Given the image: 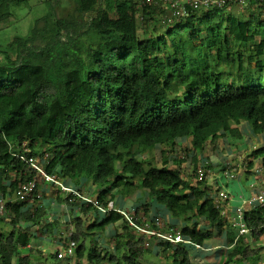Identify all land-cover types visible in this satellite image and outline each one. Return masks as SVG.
I'll return each mask as SVG.
<instances>
[{
    "label": "trees",
    "instance_id": "obj_1",
    "mask_svg": "<svg viewBox=\"0 0 264 264\" xmlns=\"http://www.w3.org/2000/svg\"><path fill=\"white\" fill-rule=\"evenodd\" d=\"M43 1L49 2V11L36 20L32 33L0 47V198L6 201L5 215H0V264H32L35 248L28 246L33 227L46 233L60 227L59 219L49 221L51 213L44 205L27 208L28 202L13 200L21 184L36 178L20 155L29 159L47 154V171L72 181L87 177L94 185L107 184L97 194L103 203L115 188L135 190L138 185L129 175L138 177L139 187L148 189L174 218L194 213L192 219L205 222L204 227L198 221L184 225L180 232L185 237L203 245L222 235L229 226L222 208L205 181L191 183L183 177V159L178 158L174 168L168 159L162 168H146L138 157L157 145L166 146L165 155L183 137L194 151L222 135L241 138L242 122L256 134L264 133V3L250 2L249 19L234 14L227 4L196 8L169 24L166 2L154 6L146 0H118L122 6L130 4L131 14L112 18L105 0H73L70 16L56 13L61 0ZM21 2L0 0V23L10 19L13 6ZM163 29L167 32L156 34ZM199 39L202 47L191 48ZM230 40L235 47L227 51ZM250 43L254 52L246 56ZM193 159L196 166V155ZM259 159L264 168V147L253 150L248 168ZM58 201L69 204L71 213L79 206L62 195ZM79 210L87 218L71 221L79 242L77 264L85 258L90 264H153L145 261L153 253L146 236L121 214L103 216L93 204L80 205ZM244 221L250 233L227 238L235 257L224 264H264V245L253 246L248 239L258 242L264 237V204L246 210ZM120 222L115 245L120 253H104L101 235ZM94 235L99 244L89 246ZM159 244L164 251L171 249L170 264H194V247ZM49 257L54 264L71 262L58 259L55 251Z\"/></svg>",
    "mask_w": 264,
    "mask_h": 264
},
{
    "label": "rangeland",
    "instance_id": "obj_2",
    "mask_svg": "<svg viewBox=\"0 0 264 264\" xmlns=\"http://www.w3.org/2000/svg\"><path fill=\"white\" fill-rule=\"evenodd\" d=\"M49 2L43 1V0H22L21 4L14 5L13 10V16L10 19L3 20L0 23V47H7V45L12 42L16 37H27L32 33V30L34 28L36 20H38L40 17L47 14L49 11ZM105 6H107L110 16L112 18H120L124 15H130L131 14V7L130 4H124L123 6L119 4L118 0H105ZM75 3L73 0H61L60 4L55 8L56 13L59 16H70L74 12ZM228 11V10H227ZM230 11H232L234 14L242 18L249 19L250 10L244 7H241L239 5H232ZM261 18V16H260ZM262 18H264V14L262 15ZM143 27V24H141V27ZM256 28L260 31H263L262 28H260V25H256ZM260 31V33H261ZM167 32V30H162L156 32V34L161 35L163 33ZM155 34V32H154ZM226 35H230L229 32L227 33V29L225 30ZM140 35L141 37H144V31L140 29ZM150 35H152L150 33ZM192 31L187 32V40L191 39ZM204 37V34H202L201 39ZM170 39L169 37H167ZM261 37H258V40H260ZM233 41V37H232ZM191 48H195L196 50L200 49L202 47V41L199 39L198 41H195L194 43H191ZM234 44L231 42V40L226 45L227 51H231L232 48H234ZM217 45H215L214 50L210 51L213 53L216 51ZM248 50L249 54H246V56H249L251 53L254 52V43H250L249 45L245 46V50ZM191 58L193 61L196 60V55L192 54ZM250 64L253 66L254 70H256V62H250ZM241 130L243 131V136L241 138H236L233 135H222L220 138H218L215 141H209L203 150L199 151H193L191 149V144L189 146L186 145L188 143V140L185 141V143H181V145H178L174 149H168V152H166L165 155L162 154L163 149L166 148V146L163 145H157L154 149H152L149 152H146L144 154H141L138 158L144 162L146 168L149 167H159L162 168L164 166V161L166 159L171 160L169 162V167L174 168V164L177 163V159H183V164L181 167L182 175L183 177L190 181L191 183L197 182V177L195 175L194 171V165L195 160L193 159L194 154L198 152L196 155L198 162L200 160H205L208 162L209 168H213L212 171L215 175V177L219 178L218 184L226 186L230 191L235 190V181H239V185L237 188V195L236 198L241 201L242 198H248L250 196V192L252 191L250 187L249 181L262 179L264 180V174L258 170L257 173L249 175L248 177H238L235 180L227 181V179L221 177L220 170L221 166H223V161L225 158L230 157L238 158L244 163L245 165L243 168V171L241 174L245 173L250 174L251 172H246V167L248 166V158L251 159V154L253 150L264 147V133L262 134H256L250 125H248L246 122H242L241 124ZM235 143V145H234ZM208 153H211L213 155V158L211 156H207ZM44 158H42L43 162ZM217 162V166L212 165V162ZM214 162V163H215ZM257 164L261 163V159L256 161ZM198 165L196 164V167ZM215 166V167H214ZM220 167V170H219ZM120 168V166H118ZM243 175H246V174ZM240 174V173H239ZM213 175V176H214ZM255 178H251L255 176ZM250 177V178H249ZM133 182L137 183L138 187H136L135 190L131 191L128 194L123 193H117L118 198L122 199V201H131L134 202L131 206L134 207L136 210L139 207L140 211L136 213L139 220H150L153 214V222H159L161 224L162 229H169L170 225H173L177 230L181 231L182 227L186 224H193L195 221L200 222L199 226L204 227L205 222L201 219L196 220L192 219V216L194 217V213H189L181 218H174L166 209H160L157 210L155 208L154 204H157V201L149 196V190L143 187H139L140 185V178L138 177H130ZM69 179H67L68 182ZM91 181V180H90ZM93 183L89 184V187L93 186ZM107 185V184H106ZM105 186L102 185H94L97 186V192L93 193L94 196L97 197V194L104 189ZM211 193L215 196L217 193V187L213 188V185L209 186ZM264 188V187H263ZM262 188L260 187V190ZM260 190L256 191L253 190V195H256ZM50 190H48L49 192ZM122 191V190H120ZM52 192V190H51ZM119 192V191H118ZM44 192V200L47 201L48 199L52 198V205L55 207L48 208L51 203H48V205L45 202H42V205L46 204L45 207L47 210L50 211L49 219L52 221V216H54L58 211L57 207H59L60 204L64 203L58 201L59 195L53 192L50 193V198L48 195H45ZM116 195V196H117ZM111 198V197H108ZM114 199V198H111ZM115 200V199H114ZM125 203V207L129 204ZM68 205L67 203H65ZM152 205V206H151ZM69 206V205H68ZM159 208L161 205H157ZM164 206V205H162ZM61 207V206H60ZM129 207V208H131ZM165 207V206H164ZM132 208V209H134ZM166 208V207H165ZM127 209V208H124ZM146 211H149L148 213H145ZM59 215H56L58 217ZM231 218V215H228ZM229 217H224L225 220H227V223L229 224L228 228L225 229V232L222 235H216L212 240L205 242L202 246L204 249H195L194 252H192V259L194 264H224L226 260L234 258L235 254L233 252V247L228 243L227 238L234 237L237 234L236 226L233 225V222ZM189 218V219H187ZM151 219V220H152ZM192 219V220H191ZM60 226V225H59ZM43 227V226H42ZM174 228V229H175ZM37 228L33 227V242L32 247L35 248V251L33 252L31 259L32 264H54L55 260L49 257V252L56 251L58 249L55 241L59 240V232L61 229V226L58 228L56 227L53 232L46 233L44 230L40 229L37 231ZM108 232L101 235V247L104 251V253H114L119 254L120 251H117L115 249V245L118 242V236L117 232H121L122 225L121 222L118 224H112L108 228ZM99 236L94 235L91 236L90 239H88L87 243L90 246L92 243L98 242ZM248 239L251 241L253 246H260L264 245V237L260 239L258 242L254 241L250 237ZM97 240V242L95 241ZM149 243L147 246L148 249H150L153 253L148 254L145 258V261L148 260L152 262L153 264H170L169 260L167 259V255L169 252H171V249H167V251H164V247L159 244V241L157 238H153L150 240V238L146 241ZM42 247V248H41ZM28 249V248H27ZM27 249H24L26 251ZM44 253L42 256L40 251L41 250ZM264 255V252H263ZM76 257L71 259L70 264H77ZM83 264H90L87 259L85 258L83 260ZM102 264H108V261L106 260ZM143 264V263H141Z\"/></svg>",
    "mask_w": 264,
    "mask_h": 264
},
{
    "label": "built area",
    "instance_id": "obj_3",
    "mask_svg": "<svg viewBox=\"0 0 264 264\" xmlns=\"http://www.w3.org/2000/svg\"><path fill=\"white\" fill-rule=\"evenodd\" d=\"M258 1L260 4L264 3V0H146L147 3L153 4L154 6L160 5L164 6L165 2L169 4V24H173L175 19L186 17L190 14L191 11H194L196 8H212V7H223L227 4L239 5L241 7H248L250 2ZM17 155V154H16ZM20 158L27 161L30 164L32 170L36 172V178L28 183L21 184L15 191L14 201L18 202H28L27 208L37 207L39 204L44 202V192H46V186H51L54 188L55 193L62 195L68 198L70 203H78L76 211L71 215H59L52 220L59 219V225L61 226L59 232V240L55 241L58 249H56V254L58 259L70 258L73 259L76 257V250L79 246V242L74 239V233L76 232V227L71 221L73 218L85 216L80 212L79 207L83 204H93V206L100 212L101 215L105 216L111 212H117L122 215L123 220L127 221L131 228L136 230L138 234L145 235L147 240L150 238H157L158 241L170 242L173 245L178 243H183L188 246L194 247V250L204 249V247L194 242L190 237H185L179 230L176 228L162 229L161 224L153 222V220H142V223L138 222V217L136 215V209H124L123 207L118 206L114 199H107L105 203L101 202L97 197L90 194H86L81 190L80 187H77L73 184L67 182V180L59 176L56 172H49L46 169V164L48 163V155L44 157L35 156L27 159L25 155H20ZM42 158H44L42 162ZM223 166H221L220 174L221 177L231 181L235 178L236 173L241 171L242 161L240 159L234 160L231 157L225 158L223 161ZM208 162L205 161L197 167L195 171L198 179L205 181L207 185L213 184V186H221L220 190L217 192L216 203L222 208V214L224 217H229L231 215V221L233 225L236 226L238 230L237 235H245L250 233V229L246 226L244 222V206H252L258 203H264V191L256 194L251 199H246L243 206L236 207L232 210V213L229 211V201L230 194L223 187L215 183L219 178H212L214 175L213 171L208 168ZM215 177V175H214ZM6 201L1 197L0 198V215H5ZM69 205V204H68ZM77 205V204H76ZM70 206V205H69ZM234 211V212H233ZM71 213V210L68 214ZM53 217V216H52ZM87 218V217H86ZM85 218V219H86ZM90 218V217H89ZM49 221H51L49 219ZM34 228H37L34 226ZM236 235V236H237ZM149 243H146L148 246Z\"/></svg>",
    "mask_w": 264,
    "mask_h": 264
},
{
    "label": "crops",
    "instance_id": "obj_4",
    "mask_svg": "<svg viewBox=\"0 0 264 264\" xmlns=\"http://www.w3.org/2000/svg\"><path fill=\"white\" fill-rule=\"evenodd\" d=\"M186 140H188L186 137H183V138H179L177 141H178V145H181V143H185V141ZM186 145L187 146H189L190 145V142H189V140H188V143H186ZM234 145H235V143H234ZM197 154H198V152H197ZM196 153L194 154V155H197ZM207 156H211L212 158H213V155L211 154V153H208V155ZM202 160H200V162H201ZM215 162V161H214ZM214 162H212V163H214ZM198 164H199V162H197ZM214 164H217V162H215ZM255 168V167H254ZM251 173L250 174H246L245 172V174L246 175H243V174H239V176L238 177H243V176H245V177H248L249 175L251 176L252 175V173H253V171L251 170L250 171ZM254 174V173H253ZM212 178H217V177H214V176H211ZM256 177V175L255 176H253V177H251V178H255ZM250 178V177H249ZM218 181H219V179L218 180H216L215 181V183H217L218 184ZM68 183H70V184H73V185H75V186H77V187H80L81 188V190L83 191V192H85V193H87V194H91L92 196H94L93 195V193H95V191L97 192V186H91V187H89V184L90 183H92L91 181H90V179L89 178H87V177H82V178H80L78 181H72V180H68ZM239 181H235V190H232V192H231V194H230V197H231V203H230V205H229V209H230V211H232L235 207H238V206H241L242 204H243V202L246 200V199H248V198H251L252 196H253V193H252V191L253 190H256V191H258V190H260V186H261V188L262 187H264V180H262V179H257V180H255V181H253V180H251V181H249V183H250V187H251V189H252V191L250 192V196L248 197V198H242V197H240L242 200L241 201H239V199H237L236 198V195H237V186L239 185ZM251 185H253V186H251ZM46 194L45 195H48L49 194V198H50V193L52 194L53 192H55V190H54V188L53 187H51V186H46ZM48 190H50L49 192H48ZM51 190H52V192H51ZM120 190H122V191H120ZM116 191H117V193H125V194H128V193H130V192H126V191H124L123 190V188H115V189H113L108 195H107V198L108 197H111L112 195H117V193H116ZM119 191V192H118ZM96 197V196H95ZM115 200H116V203L118 204V206H121V207H123V208H127V209H132V208H134V207H131V206H135V205H133L134 204V202H132L133 200H131V201H122V199H120V198H118V195L117 196H115V198H114ZM44 202L48 205V203H51L52 202V198H50V199H48L47 201H45L44 200ZM128 202H130L128 205H127V207H125V203H128ZM46 204H44V206L46 205ZM152 205H154L155 206V208H157V210H160V209H166V211H168L167 210V208H165L164 206H162L161 204H159V205H161V207L159 208L157 205H158V203L157 204H152ZM151 205V206H152ZM61 206V207H60ZM52 207H55L54 205H52V203L49 205V207L48 208H52ZM58 209H57V213L52 217V218H56V215H71V214H68V212L71 210V207L70 206H68V205H66L65 203H64V205L63 204H60L59 205V207L58 206H56ZM129 207H131V208H129ZM152 217H153V214H152ZM152 217H151V219H152ZM150 219V220H151ZM109 230V229H108ZM108 230L105 232V233H107L108 232ZM110 231V230H109Z\"/></svg>",
    "mask_w": 264,
    "mask_h": 264
},
{
    "label": "clouds",
    "instance_id": "obj_5",
    "mask_svg": "<svg viewBox=\"0 0 264 264\" xmlns=\"http://www.w3.org/2000/svg\"><path fill=\"white\" fill-rule=\"evenodd\" d=\"M187 139H188V138H187ZM188 140H189V139H188ZM189 142H190V140H189ZM190 144H191V143H190ZM177 146H178V145H177ZM191 149H192V147H191ZM193 151H194V150H193ZM230 157H231V156H230ZM233 159L236 160L237 158L233 157ZM247 160L249 161L250 159L248 158ZM256 161H258V160H256ZM203 162H205V160L199 162V164H201V163H203ZM242 163H244V162L242 161ZM248 163H249V162H248ZM199 164L197 163L198 166H199ZM244 164H245V163H244ZM212 165H215V164L213 163ZM198 166H197V167H198ZM215 166H217V165H215ZM215 166H214V167H215ZM244 166H245V165L242 164L241 171L238 172V173H236L235 178L232 179V180H235V179L237 178L236 176H238L239 173H241V172L243 171V169H244L243 167H244ZM194 167H196V166L194 165ZM197 167H196V168H197ZM254 167H255V168H254ZM254 167H253L252 169H249L248 166H247V167H246V172H250V171L252 170L253 173H257L258 170H259V171H261V172L264 174V168H262L261 165L257 164V162L255 163ZM208 168H209V166H208ZM209 169H211V168H209ZM212 169H213V168H212ZM212 169H211V170H212ZM194 171H195V168H194ZM244 172H245V171H244ZM253 173H252V174H253ZM195 174H196V172H195ZM196 177H197V179H198V176H197V175H196ZM65 179L67 180V178H65ZM198 180H199V179H198ZM211 185H213V184H211ZM206 186H207V185H206ZM208 186H210V185H208ZM251 186H253V185H251ZM216 187H217V190H216V191L218 192V191L221 189V188H220L221 186H215V185L213 186V188H216ZM223 187L226 188V190L228 191L229 194H231L232 191H230L226 186H223ZM260 187H261V186H260ZM209 190H210V189H209ZM262 191H264V188H263V187H262V189H261L258 193H260V192H262ZM258 193H257V194H258ZM86 194H87V193H86ZM90 195H91V194H90ZM209 195L215 199L216 196H217V193H216V195L214 196V195L211 193V191H210V192H209ZM254 196H255V195H253L251 198H253ZM251 198H248V199H251ZM107 199H109V198H107ZM115 201H116V200H115ZM215 201H216V199H215ZM245 201H246V200H245ZM229 203H231V197H230V201H229ZM243 203H244V202H243ZM262 204H264V203H262ZM229 205H230V204H229ZM258 205H260V203H258V204H256V205L249 206V207H248V206H244V208H245V211H246V210H248V209H250V208H254V207L258 206ZM241 206H243V204H242ZM120 207H121V206H120ZM228 207H229V206H228ZM238 207H239V206H238ZM235 208H236V207H235ZM235 208H234V209H235ZM134 209H135V208H134ZM229 211H230V209H229ZM230 212L232 213V211H230ZM233 212H234V211H233ZM137 213H138V212H137ZM70 214H72V213H70ZM152 220H153V219H152ZM244 222H245V221H244ZM246 226H247V225H246ZM237 232H238V230H237ZM29 247H32V244L29 245L28 248H29ZM232 247H233V246H232ZM33 248H34V247H33ZM41 248H42V247H41ZM41 250H42V249H41Z\"/></svg>",
    "mask_w": 264,
    "mask_h": 264
}]
</instances>
